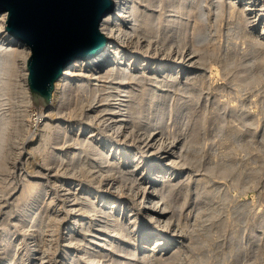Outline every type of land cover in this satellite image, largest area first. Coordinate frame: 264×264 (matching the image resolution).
Here are the masks:
<instances>
[{"label": "bare ground", "instance_id": "6f19581e", "mask_svg": "<svg viewBox=\"0 0 264 264\" xmlns=\"http://www.w3.org/2000/svg\"><path fill=\"white\" fill-rule=\"evenodd\" d=\"M160 1L166 12H158L160 15L154 23L152 19L155 16L144 11L138 0H113L114 11L104 15L100 21V31L108 37L104 50L91 58L70 63L55 83L51 103L37 111L43 145L50 142L56 145L51 163L67 160L66 170L73 174L81 172L86 179H83L86 183L80 189L81 196L75 197L71 190L74 186L67 188L66 193L69 208L76 210L75 205L80 204L79 210L84 215H77L74 210L67 213L70 219L63 217V226L62 217L58 218L57 214L52 217L47 211L50 217L36 218V213H32L34 215L29 216V223L26 221L28 225L24 227L27 238L20 252L12 246H5V240L0 239V264H28L33 255L40 257V250L45 252L44 248L50 247L52 237L65 242L61 264H112L114 261L117 264H163V255L158 256L161 250L168 254L173 248L176 251L184 248L183 236L178 232L176 222L172 221L174 205L169 199L177 190L179 181L176 185H168V190L166 184L180 171L178 160H189L197 149L201 129L208 123L209 114L216 115L218 120L221 119L219 111L227 108L219 96L211 93L212 76L208 75V69L216 67L226 81L243 75L232 72L236 60L229 57V47L238 48L239 39L242 38L243 44L250 48L245 51L250 64L245 63L242 73L245 72L244 76L252 84L264 81V0ZM146 2L154 8L156 0ZM211 6H215V11ZM257 11L259 13L251 17ZM224 16L229 17V23H234L232 30L237 32L228 33L227 52L223 51L222 45L219 48L214 43L218 22ZM192 19L195 20L193 26L190 25ZM7 20L8 13H0V96L14 92V59L17 57L21 59L23 71L20 84L23 104L21 109L15 110L6 107L8 102H0L1 169L6 168L5 159L12 136L15 142L25 135L29 127L25 119L30 118L28 107L33 100L27 68L31 49L8 32ZM212 20L216 21L212 23ZM152 22L154 27L150 25V28L148 24ZM260 23L263 27L259 26ZM155 38L158 39L156 42L153 41ZM76 97L80 100V111L70 116L64 109H68ZM86 100L89 102L87 106ZM237 110L238 117L244 116L243 110ZM76 126L78 132L73 131ZM55 127L57 132L48 134V130ZM231 129L230 136L238 131L234 126ZM65 130L68 132L63 135ZM165 135L169 136L168 142ZM243 135L251 137L253 133L250 131ZM128 167L131 170L127 171ZM135 170L144 173L138 180L139 189L131 184L125 196L120 195L118 191L122 185L118 180H131ZM233 172L232 165L222 170L224 175ZM186 177L187 187L192 182H196V186L200 184L199 190L196 187L200 199L210 195L208 187L202 184L203 178L194 179L193 174ZM76 185V188L80 187ZM29 186L25 188L29 190V201H35L40 197L41 187ZM188 194L191 190L185 188V196ZM77 197L78 203H73ZM53 202L51 199L47 204ZM64 203L60 206L64 207ZM109 203H112L110 207ZM116 207L119 213L111 214ZM35 209L34 205L31 210ZM121 212L126 215L125 221L120 220ZM128 221L131 225L126 227ZM81 229H84L83 238L79 236ZM120 232L123 234L117 242ZM142 233L141 239L136 237ZM75 241L81 245L78 252L77 248H66V243ZM149 242L152 244L146 245ZM121 251L123 253L120 254Z\"/></svg>", "mask_w": 264, "mask_h": 264}, {"label": "rangeland", "instance_id": "374dc122", "mask_svg": "<svg viewBox=\"0 0 264 264\" xmlns=\"http://www.w3.org/2000/svg\"><path fill=\"white\" fill-rule=\"evenodd\" d=\"M138 1L140 2V6L142 5L141 8L144 11H149L153 17L155 16L154 18L151 16L154 23V19L156 20L159 13L166 12V9L163 8L160 0H156L154 8L146 2L147 0ZM214 7L215 6H211L215 11ZM257 13L259 12H253L251 17L255 16ZM214 21L216 20H212V23H214ZM194 22V19L190 20V25L193 26L195 24ZM154 23H150L148 26L150 27V25H152V27H154ZM233 26L234 23H229L228 16L222 17L218 22V32L216 36V39L218 40L215 39L214 43L219 48L222 45L223 51L225 52L228 50L226 47L228 33H237L232 30ZM259 26L263 27V23H260ZM214 28L216 29V26H214ZM156 39L157 38L153 39V41L155 40L154 42H156ZM238 42L240 44L238 45V48L234 46L229 47V57L236 60V65L233 67L232 72L236 75L239 73L243 75L234 78L233 81H226L222 78L221 71L216 69V67L212 68V70L208 69V75L212 76L211 93L215 94L216 97L219 96V98L226 103L227 108L219 111L218 114L221 116V119L217 120L215 117L216 115L209 114L210 119L208 123L201 129L197 149L191 153V158L189 160H178L179 163H177V165L179 167L177 166V168L180 171H178L177 174L179 175H174L173 180L166 184V190H168V185H173L174 183V185H176L179 181L176 188L177 190L172 192L169 199L174 205V214L171 212V214H173L172 221L176 222L178 226L177 230L182 234L184 239L182 244L185 246L179 251H176V248H173L168 254H164L165 252H162L161 250V253L159 252L158 256L163 255L165 259L163 264H264V81L252 84V81L248 79L247 76H244L245 72L242 73V70L245 68V63L248 65L250 64L247 62L248 59L245 56V51L247 49L250 50V48H248L246 44H243L242 38L241 40L239 39ZM217 51L220 52L221 50L217 49ZM16 59L18 58L15 57L14 59V63L16 62L13 72V81L16 84L14 86V92L9 95L2 94L0 96V102H8L6 107H11L15 110L21 109L23 104L22 94H20L22 90L20 84L23 71L21 67V59H18L17 61ZM88 100H90V98ZM88 100H86L87 102H85V106L89 104ZM242 103H244V105H242ZM79 104L80 100L77 97L73 98L69 108H65L64 111L71 116L73 112L77 113L80 111ZM41 106H43L41 103L35 104L32 100L31 106L28 107V114H30L31 119L28 117L25 119L30 122H27V126L29 127H27L28 129L25 135L16 139L15 142L13 138L14 136H12V141H10L11 144L9 150L7 149V157L5 159L6 168H0V239L5 240V246L10 248L12 246L14 250L19 252L25 246L27 235L25 231L26 228L24 227L26 221L29 223L30 215L36 213L34 215L36 218H47L50 216L53 217L57 214L58 218H60V216L62 217L60 219H62L61 225L63 226L65 225L64 218L66 220L68 218L70 219L68 214L73 212V210V213L75 214L78 212L77 215H84L83 211L79 210L81 208V206H79L80 204L75 205L76 210L75 208L73 210L69 208L66 193L68 192L67 188L71 189L74 186L71 190L73 194L75 193V197L77 195L78 197L81 196L82 192L80 189L83 184L86 183L84 182L86 179H84L81 172H76V174L75 172L74 174L68 172L66 170L67 160H64V162L57 160L56 162L51 163V158L56 145L53 142H50L46 146L43 145V132L41 131L42 128H39L40 120L38 122L39 116L37 115L42 108ZM237 109L243 110L244 116L238 117ZM232 126L236 127L238 131L233 132L230 136V131H232V129L229 130V128ZM185 128L186 127L183 129ZM183 129L181 131L187 133V130ZM48 131V134L57 132V127L53 130L49 129ZM59 131H61V129ZM73 131L78 132V127L76 126ZM250 131L253 133L251 137L243 135V133L248 134ZM67 132L68 130H65L63 135H66ZM167 137L169 138V136L165 135L164 139L168 142ZM22 139L25 143H23ZM227 165H232L234 167V172L229 175H224L222 174V170ZM47 166L48 168H45ZM130 168L128 167L126 170L129 171ZM60 169L62 170L61 173ZM43 171L45 173H43ZM135 171L131 180H118L119 183H121L120 185H122L120 186L122 189L120 188L121 190L118 191L120 195H124L131 184L139 189L138 184H140L139 181L142 176H144V173L141 170ZM69 173L71 175H69ZM189 174H193L192 178L194 179H204L202 184H205L210 191V195H207L208 197H206V199H200L198 195L200 184L196 186V182H192L191 186H186L187 180L184 178L186 176V178H188ZM134 176L135 179L133 178ZM113 177L115 178V176H112V178ZM31 181L33 183L37 182V184L34 183L36 187H41L40 197L35 200L36 202L34 200L29 201V190L25 189L29 185L34 186ZM28 182H30V184ZM136 183L137 185L135 186ZM76 184L80 187L76 188ZM101 186L102 188H105V186ZM196 187H198V190ZM185 188L191 190L190 195L188 194V196H185ZM140 189L142 190L143 188ZM24 190H26V192ZM76 190L78 193H76ZM166 193H168V191H166ZM56 196L60 199L56 198ZM78 197L75 198V202L73 203L78 201ZM51 199H53L54 202L50 203L51 205H48L47 202H50ZM91 199L95 200V197H91ZM61 203H64L65 208L61 207L63 205ZM34 205L36 206V209L31 210ZM110 205H112V203H109L108 207H110ZM44 207L47 210H45ZM48 207H50V209L52 208L51 211ZM21 209H24L25 214L23 211L20 212ZM112 210L114 211H109L111 214L119 213L118 207ZM47 211L50 216L46 213ZM44 214L47 215L45 216ZM120 217L121 221L126 220L124 212L120 213ZM128 222L125 223L126 227L131 225V223ZM83 230L84 229H81L79 232V236L82 238L84 236ZM36 233L37 235H40L39 231H36ZM45 234L49 235V232H45ZM122 234L123 232H120L118 235L119 237L117 236V242H119L118 240ZM143 234L144 233H142L141 236L138 234L136 237L141 239ZM62 240H57L55 237H52L50 247H45V252L40 250V257H35V255H33L34 257L30 259L28 264H61V258L64 253L62 245L65 244ZM79 244L78 241L68 242L66 243V245H68L66 248H77L76 250L78 252L80 251L79 248L81 246ZM148 244H152V242L146 243V245ZM122 248L123 246L121 249ZM145 249L147 250V248ZM121 253L123 252L121 251L120 254ZM85 258L87 259V256ZM93 262L95 261H91L90 263ZM112 264H117V262L114 261Z\"/></svg>", "mask_w": 264, "mask_h": 264}, {"label": "water", "instance_id": "95a60500", "mask_svg": "<svg viewBox=\"0 0 264 264\" xmlns=\"http://www.w3.org/2000/svg\"><path fill=\"white\" fill-rule=\"evenodd\" d=\"M113 11V0H0L8 32L31 49L28 84L35 104L51 103L70 63L104 50L108 37L100 21Z\"/></svg>", "mask_w": 264, "mask_h": 264}]
</instances>
